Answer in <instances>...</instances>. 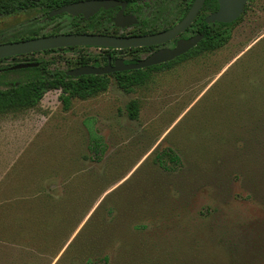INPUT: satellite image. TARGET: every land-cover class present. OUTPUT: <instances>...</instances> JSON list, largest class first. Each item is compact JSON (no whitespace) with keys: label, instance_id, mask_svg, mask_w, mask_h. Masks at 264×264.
Returning <instances> with one entry per match:
<instances>
[{"label":"rangeland","instance_id":"1","mask_svg":"<svg viewBox=\"0 0 264 264\" xmlns=\"http://www.w3.org/2000/svg\"><path fill=\"white\" fill-rule=\"evenodd\" d=\"M71 24L0 16V37ZM225 29L222 47L129 93L111 84L66 109L49 91L0 114V264H264V0ZM81 51L97 50L36 58L66 68ZM32 75L1 73L0 89Z\"/></svg>","mask_w":264,"mask_h":264},{"label":"trees","instance_id":"2","mask_svg":"<svg viewBox=\"0 0 264 264\" xmlns=\"http://www.w3.org/2000/svg\"><path fill=\"white\" fill-rule=\"evenodd\" d=\"M81 0H0V16H13L24 12L37 11L45 20L48 18V13L52 10L58 9L64 5L78 2ZM134 1V0H129ZM218 8L216 0H205L202 13H212ZM113 10H101L98 14L85 21L82 17L69 16L72 24L70 26V32L86 33L91 31L100 33L105 29L104 24L111 21ZM238 20V19H237ZM236 20V21H237ZM235 21V22H236ZM89 22H93L92 25L86 28ZM231 24L216 23L213 26L203 24L201 32L204 37L190 53L176 61L151 67L145 70H136L129 72L128 75H123L117 82L118 86L125 91H131L134 87L142 86L149 78V72L161 68H166L174 62L184 61L187 58L196 57L204 52L216 50L224 45L227 39L226 29ZM44 34L39 33L38 30H30L25 33L12 34L5 38L0 37V44L6 42H13L19 40H26L42 36ZM17 57L13 60H16ZM87 59L82 58L81 64H85ZM32 61L23 58L22 61L17 63H26ZM1 62V60H0ZM31 70V69H29ZM35 71V70H31ZM61 87L63 95L60 96V100L64 104L65 108L69 107L71 99L78 98L85 100L89 97L95 96L101 91H105L107 88V81L101 76H81L76 79L66 77L65 75H53L51 76H35L31 80L24 81L23 83L11 84L6 89L0 90V114L12 113L20 110L31 109L41 100L43 95L53 89ZM64 94H67L66 96ZM126 111L129 119L135 120L138 117L137 103L132 101L126 106ZM92 145L90 147L94 154H97L102 150L100 142L91 137ZM159 159V158H158ZM173 160H177L175 157H171ZM101 264H109L108 257L103 256L100 260ZM83 264H94V262L86 258L83 260Z\"/></svg>","mask_w":264,"mask_h":264},{"label":"flooded vegetation","instance_id":"3","mask_svg":"<svg viewBox=\"0 0 264 264\" xmlns=\"http://www.w3.org/2000/svg\"><path fill=\"white\" fill-rule=\"evenodd\" d=\"M117 1H120L121 3H125V6L123 7V11H122L123 16H133L134 19L136 20V24L130 25L128 27H116L113 22V19L116 16V14L120 11L121 8L115 7L113 9H108V10H113L111 21L104 24L105 29H103L102 32L100 33H97L91 30H88L89 32H86V33H75V32H70V31L66 33H60L56 30H51L49 33L44 34L42 36L57 35V34H94V35L129 38V37H137V36L155 35V34L165 32L171 29L173 26H175L186 15L187 11L191 7L194 0H134L132 2L129 0H117ZM203 5L201 9L198 11V13L196 14L191 24L182 33L178 34L173 39L166 41L165 43H162L159 45H151V46H143V47H128V48H107V47H90V46L88 47H66V48L51 49V50H46V51H41V52H34V53L24 54L20 56L0 59L1 60L0 74L6 71L12 72V71H19V70H25V71L35 70V71H31L33 72V75L31 77L15 82V84H18V83H23L24 81H27V80H31L35 76H44V75L51 76V77L53 75H65L66 77L76 79L78 77L69 76L67 75V72L72 69H76V68L83 67V66H91L95 68H104L106 66H109L110 68H113L115 67L116 61H121L124 65L135 64L140 60H144L148 58L149 56H151L152 54H154L155 52L159 50L173 49L176 46L177 41L179 40H182V39L187 40V39H190L198 35H202L204 37L203 33L201 32V29L203 28V24H206L207 26L209 25L213 26V24H216V22L214 23L205 22V18L209 15V13H206V15L204 16V14L202 13ZM101 10H104V9H101ZM101 10H99L96 14H98ZM108 10H105V11H108ZM172 13H179L178 17L173 21H172ZM200 41L193 48L189 49L184 54L178 57H175L173 60L159 64V65H154L151 67L161 66V65L176 61L177 59L188 55L190 51H192L194 48L198 46ZM91 48L96 49L97 51L94 52V54L93 53L92 54L82 53L83 51H81V52L76 53V55L72 56L69 62L64 60V62L62 63L66 66V68H59L58 63H53L50 61L48 62L43 59L36 58L40 54L44 55V54L60 53V52H65V51H74V50H82V49L87 50ZM17 57H23L27 60L32 59V61H29L26 63H35L37 65L34 67H30L26 69H19V70H10V68L16 64H22L24 62L22 63L16 62V63H12L11 65L7 64L4 66H1L2 62L11 61ZM82 58L87 59L85 61V64H81L80 60ZM151 67H147V68L139 69V70H145ZM131 71H136V70L110 71L103 75H82V76H101L107 81V88L105 89V91H101L97 95L89 97L87 99L95 98L99 94L106 92L111 84L115 85L118 89L122 90L124 93H129L130 91H125L124 89L120 88L117 82L123 75H128L129 72ZM10 85L11 84H9V86ZM7 87L8 86H4V88H1L0 90L6 89ZM49 91L58 92L59 100H60V96L63 95V91L61 87L57 89L49 90ZM64 95L66 96L67 94H64ZM75 99L81 100L78 98H74L71 100H75Z\"/></svg>","mask_w":264,"mask_h":264},{"label":"water","instance_id":"4","mask_svg":"<svg viewBox=\"0 0 264 264\" xmlns=\"http://www.w3.org/2000/svg\"><path fill=\"white\" fill-rule=\"evenodd\" d=\"M218 8L215 12L209 14L205 18L206 23L231 24L235 22L242 14L248 0H216ZM205 0H194L186 15L171 29L149 36L137 37H112L94 34H57L40 36L36 38L6 42L0 44V59L20 56L24 54L41 52L51 49H60L66 47H107V48H128L143 47L151 45H159L173 39L182 33L193 21L198 11L201 9ZM125 3L117 0H81L71 4L64 5L58 9L48 13V17H56L66 14L71 17L81 16L84 20H88L99 10L113 9L120 7V11L116 14L113 22L116 27H128L136 24L133 16H123L122 11ZM202 35L194 36L187 40H179L173 49H163L155 52L148 58L140 60L135 64L124 65L121 61H116L115 67L95 68L91 66H83L72 69L67 75L79 77L82 75H103L110 71L123 70H139L154 65H159L173 60L189 49L193 48L201 39ZM35 63L16 64L10 70H19L34 67Z\"/></svg>","mask_w":264,"mask_h":264}]
</instances>
